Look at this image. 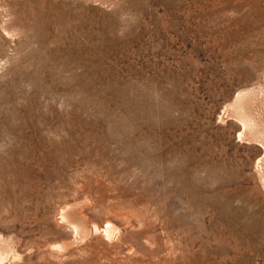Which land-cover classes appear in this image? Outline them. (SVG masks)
<instances>
[{"label": "rangeland", "instance_id": "374dc122", "mask_svg": "<svg viewBox=\"0 0 264 264\" xmlns=\"http://www.w3.org/2000/svg\"><path fill=\"white\" fill-rule=\"evenodd\" d=\"M241 92L264 0H0V264H264Z\"/></svg>", "mask_w": 264, "mask_h": 264}, {"label": "bare ground", "instance_id": "6f19581e", "mask_svg": "<svg viewBox=\"0 0 264 264\" xmlns=\"http://www.w3.org/2000/svg\"><path fill=\"white\" fill-rule=\"evenodd\" d=\"M258 98H262V97H258ZM258 98H257L256 94H253V93L252 94H245V93L241 92L237 96L236 100L232 104H230L229 107L231 108L233 114L235 115V116L234 115L233 116L241 122L244 129L247 131V132L246 131H244V132L248 133V135L251 138H253V140L255 139V140L263 143L262 145L264 146V119L262 118V116L258 112V104H260V99L258 101ZM263 107H264V105H263ZM260 109H263V108H260ZM240 135H242V134H240ZM244 138H245V136H244ZM247 138L248 137H246L245 139L247 140ZM260 163H262V164H260ZM256 166H257V164H256ZM258 166H259L260 171H261V175H259L260 176L259 179L263 185L261 188H263L264 187V154L262 157L259 158ZM258 171L256 170V172H258ZM258 174L259 173H257V175ZM95 229L98 230L99 229L98 226H95ZM104 231L107 235H109V234H111V232H113V226L111 225V223L107 224V227L104 229Z\"/></svg>", "mask_w": 264, "mask_h": 264}]
</instances>
